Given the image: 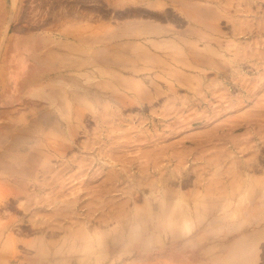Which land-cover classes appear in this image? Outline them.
<instances>
[{
    "label": "rangeland",
    "instance_id": "1",
    "mask_svg": "<svg viewBox=\"0 0 264 264\" xmlns=\"http://www.w3.org/2000/svg\"><path fill=\"white\" fill-rule=\"evenodd\" d=\"M130 3L51 75L5 34L36 90L0 108V264H264V0Z\"/></svg>",
    "mask_w": 264,
    "mask_h": 264
},
{
    "label": "crops",
    "instance_id": "2",
    "mask_svg": "<svg viewBox=\"0 0 264 264\" xmlns=\"http://www.w3.org/2000/svg\"><path fill=\"white\" fill-rule=\"evenodd\" d=\"M103 1L113 6L131 4V0ZM29 2L18 0L9 4L6 0H0V64L2 55L6 53V32L9 34L7 54H10L7 60L12 61L11 66L16 75H51L55 68H73L74 62L84 60L86 54L92 60L98 57L100 29L110 25V13L105 11L107 14L104 12V17H101L102 0H68L62 11L45 7L44 16L40 15L41 8ZM32 28H43L45 33L27 30ZM57 29H61L62 37L55 35ZM3 84L0 81V108L4 109L19 101L14 99L15 94L9 97L4 92L11 89L16 93L36 90L33 87L23 88L20 82L13 87Z\"/></svg>",
    "mask_w": 264,
    "mask_h": 264
},
{
    "label": "bare ground",
    "instance_id": "3",
    "mask_svg": "<svg viewBox=\"0 0 264 264\" xmlns=\"http://www.w3.org/2000/svg\"><path fill=\"white\" fill-rule=\"evenodd\" d=\"M220 1V0H219ZM208 2V1H207ZM218 4V3H217ZM201 7V6H200ZM202 8V7H201ZM205 8H206V6H205ZM210 9V8H209ZM205 10V9H204ZM208 18V17H207ZM215 24V23H214ZM196 55V54H195ZM190 56V55H189ZM193 57V56H192ZM190 58V57H189ZM222 63V62H221ZM245 126V125H244ZM249 164V163H248ZM259 165V164H258ZM235 166V165H234ZM239 166V165H238ZM219 167V166H218ZM246 167V166H245ZM254 169L256 168L254 165L252 166ZM236 168H238V167H236ZM219 169V168H218ZM223 169V168H222ZM259 169V168H258ZM235 170V169H234ZM119 174V173H118ZM241 174H243V173H241ZM246 175V174H245ZM248 177V176H247ZM241 178H242V175H241ZM245 179V178H244ZM250 180H252V179H250ZM247 183V182H246ZM253 183H254V181H253ZM242 184H243V181H242ZM236 185V184H235ZM259 185V184H258ZM244 186V185H243ZM252 186V185H251ZM245 187H248L247 185L245 186ZM234 188H236V187H234ZM256 188V187H255ZM249 189V188H248ZM261 190H262V188H261ZM243 191V190H242ZM244 191H245V189H244ZM248 191V190H247ZM252 192V191H251ZM257 192V191H256ZM240 193V192H239ZM238 193V194H239ZM248 193V192H247ZM161 194V193H160ZM241 194V193H240ZM181 195V194H180ZM179 195V196H180ZM197 196H198V194H197ZM250 196H252V195H250ZM245 198V197H244ZM239 199L241 200V198L239 197ZM252 199V198H251ZM148 200H150V199H148ZM228 200V199H227ZM244 200V199H243ZM257 200V199H256ZM202 201V200H201ZM221 201V200H220ZM178 202H179V205H181V203H180V199H178ZM177 202V203H178ZM198 202V201H197ZM219 202V201H218ZM227 202V201H226ZM240 202V201H239ZM259 202V201H258ZM158 203V202H157ZM161 203V202H160ZM167 203V202H166ZM172 203V202H171ZM233 203V202H232ZM77 204V203H76ZM163 204H165V203H162V205ZM198 204V203H197ZM231 204V203H230ZM177 205V204H176ZM187 205V204H186ZM192 205V204H191ZM208 205V204H207ZM219 205V204H218ZM225 205V204H224ZM229 205V204H228ZM159 206V205H158ZM189 206V205H188ZM196 206V205H195ZM204 206V205H203ZM220 206V205H219ZM170 207H172V205L170 206ZM177 207V206H176ZM183 206H181V208H182ZM216 207V206H215ZM161 208V207H160ZM163 208V207H162ZM168 208V207H167ZM198 208V207H197ZM196 208V209H197ZM213 208V207H212ZM258 208V207H257ZM260 208H262V207H260ZM78 209V208H77ZM152 209V208H151ZM175 209V208H174ZM214 209H216V208H214ZM235 209V208H234ZM183 210H185L184 208H182V211ZM230 210V209H229ZM233 210V209H232ZM256 210V209H255ZM192 211V210H191ZM214 211V210H213ZM221 211V210H220ZM223 211V210H222ZM259 211H260V209H259ZM212 212V211H211ZM184 213V212H183ZM200 213V212H199ZM201 213H203V211L201 212ZM218 213V212H217ZM145 214H146V212H145ZM165 214V213H164ZM169 214V213H168ZM186 214V212L184 213V215ZM214 214V213H213ZM251 214V213H250ZM254 214V213H253ZM134 215H136V214H134ZM172 215V214H171ZM204 215H205V213H204ZM204 215H203V217H204ZM137 216V215H136ZM139 216H141V214L139 215ZM168 216H170V215H168ZM207 216H208V214H207ZM146 217V216H145ZM143 218V217H142ZM163 218V217H162ZM193 218V217H192ZM199 218V217H198ZM225 218V217H224ZM261 218V217H260ZM137 219V218H136ZM146 219V218H145ZM175 219V218H174ZM243 219V218H242ZM248 219H251V218H248ZM141 220V219H140ZM154 220V219H153ZM254 220H255V218H254ZM181 221V220H180ZM194 221V220H193ZM214 221V220H213ZM252 221V220H251ZM133 222V221H132ZM176 222V220L174 221V223ZM209 222V221H208ZM212 222V221H211ZM216 222V221H215ZM223 223L225 222V221H222ZM136 223V222H135ZM177 223H179V222H176V224ZM186 223V222H185ZM189 223V222H188ZM253 223V222H252ZM254 223H256V222H254ZM258 223V222H257ZM176 224H174V225H176ZM192 224V223H191ZM263 224V223H262ZM127 225V224H126ZM242 225V224H241ZM180 226V225H179ZM189 226H190V224H189ZM193 226V225H192ZM251 226V225H250ZM260 226V225H259ZM175 227V226H174ZM173 227V228H174ZM194 227V226H193ZM134 228V227H133ZM141 228V227H140ZM164 228V227H163ZM177 228H179V227H177ZM224 228V227H223ZM165 229V228H164ZM148 230V229H147ZM178 230V229H177ZM245 230V229H244ZM254 230V229H253ZM141 232V231H140ZM150 232V231H149ZM148 232V233H149ZM134 233H135V231H134ZM215 233V232H214ZM240 233V232H239ZM161 235V234H160ZM202 235V234H201ZM238 235V234H237ZM260 235V234H259ZM152 236V235H151ZM255 236V235H254ZM12 237V236H11ZM155 237V236H154ZM213 237V236H212ZM84 238V237H83ZM95 238L96 237H94V240H95ZM148 238V237H147ZM221 238H223L222 237V235H221ZM239 238V237H238ZM218 239V238H217ZM252 239V238H251ZM96 240H97V238H96ZM98 240H100V239H98ZM177 240V239H176ZM255 240V239H254ZM57 241V240H56ZM223 240H221V242H222ZM225 241H227V240H225ZM236 241V240H235ZM99 242V241H98ZM109 242V241H108ZM244 242H245V240H244ZM253 242V241H252ZM15 243V242H14ZM96 243V242H95ZM177 243V242H176ZM194 243V242H193ZM196 243V242H195ZM224 243V242H223ZM108 244V243H107ZM215 244V243H214ZM218 244V243H217ZM221 244V243H220ZM240 244V243H239ZM111 245V244H110ZM211 245V244H210ZM225 245V244H224ZM90 246V245H89ZM171 246V245H170ZM214 246V245H213ZM223 246V245H222ZM113 247V246H112ZM173 247V246H172ZM216 247V246H215ZM214 247V248H215ZM221 247V246H220ZM251 247H252V245H251ZM164 248V247H163ZM205 248H207V247H205ZM244 248V247H243ZM247 248V247H246ZM225 249V248H224ZM153 251V250H152ZM151 251V252H152ZM165 252V251H164ZM208 252V251H207ZM182 253H184V252H182ZM156 254H158V253H156ZM161 254V253H160ZM152 255V254H151ZM164 255V254H163ZM199 256V255H198ZM235 256V255H234ZM2 258V257H1ZM185 258V257H184ZM192 258V257H191ZM199 259V258H198ZM205 260H207V259H205ZM117 261V260H116ZM162 262V261H161ZM161 262H159L160 264H161ZM204 262V261H203ZM185 264V263H184Z\"/></svg>",
    "mask_w": 264,
    "mask_h": 264
}]
</instances>
